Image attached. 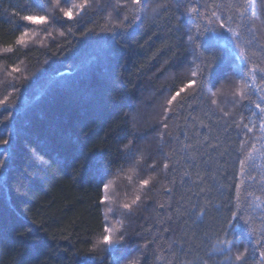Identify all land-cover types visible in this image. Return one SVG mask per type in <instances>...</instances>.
I'll list each match as a JSON object with an SVG mask.
<instances>
[{"label": "trees", "instance_id": "16d2710c", "mask_svg": "<svg viewBox=\"0 0 264 264\" xmlns=\"http://www.w3.org/2000/svg\"><path fill=\"white\" fill-rule=\"evenodd\" d=\"M253 66L264 67V0H89L74 21L55 0H0V264H264L249 231L264 236ZM232 212L249 224L229 228Z\"/></svg>", "mask_w": 264, "mask_h": 264}, {"label": "snow or ice", "instance_id": "6c2138e0", "mask_svg": "<svg viewBox=\"0 0 264 264\" xmlns=\"http://www.w3.org/2000/svg\"><path fill=\"white\" fill-rule=\"evenodd\" d=\"M133 4L139 5L141 4V0H132ZM56 6L58 8H60V11L63 13V19L67 20V21H74L76 20L77 17H81L82 13H85L86 10L89 7V0H82V2L80 3H71V0H55ZM122 7V5H117V8ZM239 11V9H238ZM187 12L190 14H196L198 13L201 18H204L205 14L203 12H199L198 8L195 6L189 7L187 8ZM241 15H243V13H241ZM110 18H111V14H110ZM208 19L210 20V22L212 21H216L219 22L218 23V28L219 29H225L226 31L232 33L234 36L239 37L240 33L239 32H235L233 30V28L231 26L228 25V21L233 20L232 16H228L227 20L222 21L221 17L219 15H217L216 11H212L210 14V17H208ZM21 20L26 22L27 24H31V25H46L48 23V17L47 16H37V15H24L21 17ZM124 20H128V17L125 16ZM123 26L122 24H117L114 25L113 28H105V31L108 32H112L114 31L115 28L121 27ZM208 29H206L207 31ZM32 34L29 33L28 31H24L20 34L19 38L17 39L16 43L19 45H26L28 42V38L31 36ZM61 36L64 35V33H60ZM190 39H192V37H189ZM249 43H251V41H249ZM11 48L6 49V51H11ZM243 54V52H242ZM245 59H247V57H245ZM259 71L261 73H264V67H257V66H253L250 70H249V75L251 77V79L253 81H255L256 76L255 73ZM13 72H20L19 68H14ZM197 75L196 72H193V76ZM197 81L196 80H190L184 88H181L180 91H177L174 95L171 96V98L167 101V104L169 106L173 105L174 102H177V98L180 97L181 93L184 92L187 88H193L196 86ZM244 87H248L247 83L244 84ZM213 96L216 95L215 92L212 93ZM5 101H0V105L4 104ZM213 104L216 103V100L212 101ZM256 108L259 110L260 112V116H259V129L261 131V133H264V107H262L260 104H256ZM171 109L170 108H166L165 112H169ZM253 115H255V113H253ZM167 118V117H166ZM163 127L165 129L168 128V124L167 123H163ZM237 127H239V125H237ZM245 127H247V125H245ZM248 131L251 132L252 129L248 128ZM163 135V133L161 134ZM170 135V134H169ZM9 143V141L7 139L3 140V144L7 145ZM245 164V161H241V174H243V165ZM2 166V165H0ZM165 168H168V165L165 164L164 165ZM150 183V179H144L141 181V187H146L148 186ZM242 183V182H241ZM102 184V188L104 190V192L106 193L110 187L109 183H103V181H101ZM236 191L237 193L240 192V184H237L236 186ZM108 199L107 195L104 196V198L101 200V203H104V201H106ZM237 199H239V196H237ZM140 200V196H136L135 200L132 201L131 204H124V208L126 209H131L132 205H135L138 201ZM233 221H237L238 223L242 222L245 225L249 224V219L244 216V215H239L236 212H232L231 213V219L228 222V227L229 228H235L237 225L233 224ZM249 231L251 234L256 235L257 238L255 239L254 243L257 246H260V248L264 249V236L261 235H257V230L254 227H251L249 225ZM104 232L106 233V235L103 236V243L108 245V246H112L114 243H118V241H114L112 238V232L113 229L105 227L104 228ZM225 237L228 236V232L225 231L224 233ZM124 239L123 236L120 237V241H122ZM219 243L221 245H224L225 247H227L231 241L228 239H221L219 240ZM145 248L147 247V245L144 246ZM223 250V249H221ZM248 252V248L247 246L244 247V250L242 252H238V254L235 256V260L236 261H242L245 258L246 253ZM260 257L261 260L264 261V251L260 252ZM132 264H139L138 261L132 262Z\"/></svg>", "mask_w": 264, "mask_h": 264}]
</instances>
